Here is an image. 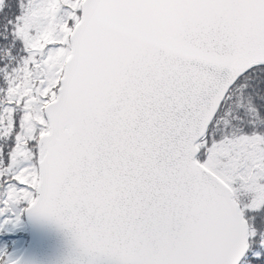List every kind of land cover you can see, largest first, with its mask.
<instances>
[{
    "label": "snow or ice",
    "instance_id": "1",
    "mask_svg": "<svg viewBox=\"0 0 264 264\" xmlns=\"http://www.w3.org/2000/svg\"><path fill=\"white\" fill-rule=\"evenodd\" d=\"M25 215L63 264H264V0H0V230Z\"/></svg>",
    "mask_w": 264,
    "mask_h": 264
},
{
    "label": "water",
    "instance_id": "2",
    "mask_svg": "<svg viewBox=\"0 0 264 264\" xmlns=\"http://www.w3.org/2000/svg\"><path fill=\"white\" fill-rule=\"evenodd\" d=\"M29 242L18 258L22 264H63L73 254L72 240L66 229L53 223L36 221L25 215Z\"/></svg>",
    "mask_w": 264,
    "mask_h": 264
},
{
    "label": "rangeland",
    "instance_id": "3",
    "mask_svg": "<svg viewBox=\"0 0 264 264\" xmlns=\"http://www.w3.org/2000/svg\"><path fill=\"white\" fill-rule=\"evenodd\" d=\"M23 222L20 227L0 230V248L7 247L9 252L15 253L20 245L24 244L26 246L28 244L30 238L29 228L25 218Z\"/></svg>",
    "mask_w": 264,
    "mask_h": 264
},
{
    "label": "trees",
    "instance_id": "4",
    "mask_svg": "<svg viewBox=\"0 0 264 264\" xmlns=\"http://www.w3.org/2000/svg\"><path fill=\"white\" fill-rule=\"evenodd\" d=\"M24 223V222H23ZM25 225V224H24ZM25 246L24 244L20 245L15 253H13L15 256L19 257L22 251L24 250ZM21 250V251H19Z\"/></svg>",
    "mask_w": 264,
    "mask_h": 264
}]
</instances>
